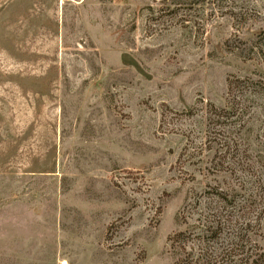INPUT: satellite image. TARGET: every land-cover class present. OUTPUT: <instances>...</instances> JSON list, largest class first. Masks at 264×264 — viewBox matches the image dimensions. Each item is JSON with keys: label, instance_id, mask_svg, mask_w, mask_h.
I'll use <instances>...</instances> for the list:
<instances>
[{"label": "rangeland", "instance_id": "rangeland-1", "mask_svg": "<svg viewBox=\"0 0 264 264\" xmlns=\"http://www.w3.org/2000/svg\"><path fill=\"white\" fill-rule=\"evenodd\" d=\"M64 262L264 264V0H0V264Z\"/></svg>", "mask_w": 264, "mask_h": 264}, {"label": "built area", "instance_id": "built-area-1", "mask_svg": "<svg viewBox=\"0 0 264 264\" xmlns=\"http://www.w3.org/2000/svg\"><path fill=\"white\" fill-rule=\"evenodd\" d=\"M63 264H68V262H64Z\"/></svg>", "mask_w": 264, "mask_h": 264}, {"label": "trees", "instance_id": "trees-1", "mask_svg": "<svg viewBox=\"0 0 264 264\" xmlns=\"http://www.w3.org/2000/svg\"><path fill=\"white\" fill-rule=\"evenodd\" d=\"M256 259H254V261H255Z\"/></svg>", "mask_w": 264, "mask_h": 264}]
</instances>
